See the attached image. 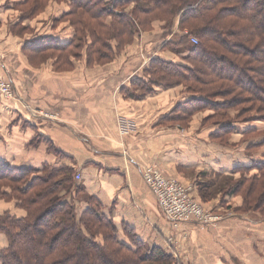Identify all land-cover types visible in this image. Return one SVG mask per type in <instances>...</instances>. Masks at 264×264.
<instances>
[{
	"label": "crops",
	"instance_id": "0c3cea01",
	"mask_svg": "<svg viewBox=\"0 0 264 264\" xmlns=\"http://www.w3.org/2000/svg\"><path fill=\"white\" fill-rule=\"evenodd\" d=\"M21 1L0 0V21L8 23L6 13ZM174 29L178 32L177 22ZM0 30L8 36L4 26ZM162 35L163 30L144 32L113 63L93 69L76 67L61 74L53 72L50 64L43 69L31 67L24 59L23 47L43 37L69 43L74 36L70 26L51 27L20 41L2 35L11 54L0 45V53L8 57L3 70L0 62V78L14 81L16 98L0 104V160L19 169L70 167L75 184L99 199L123 241L127 240V225L140 240L172 252L183 264H264V218L255 212H238L241 196L214 189L228 178H241L242 168L264 162V147L247 150L259 139L243 141L246 128H264V123L234 124L238 130L226 146L212 140L217 125L200 126L207 114H198L189 129L164 124V119L188 99L183 87H154L155 94L128 97L143 95L132 81L144 78L152 59L181 61L180 56L163 48L171 36L163 39ZM11 55L20 63L10 60ZM121 121L134 125L128 136L121 134ZM149 164L191 186L192 196L221 214L223 220L208 227L185 223L174 228L144 182L143 167ZM76 174L82 181L75 180ZM207 185L212 186L206 189ZM207 191L216 195L208 196ZM5 213L18 218L26 215L15 202L0 201V216ZM8 245L7 236L0 232V253Z\"/></svg>",
	"mask_w": 264,
	"mask_h": 264
},
{
	"label": "trees",
	"instance_id": "16d2710c",
	"mask_svg": "<svg viewBox=\"0 0 264 264\" xmlns=\"http://www.w3.org/2000/svg\"><path fill=\"white\" fill-rule=\"evenodd\" d=\"M67 1L68 11L55 23L69 20L75 29L73 38L61 43L43 37L26 44L23 52L31 53L32 59L54 61L59 72L72 70L73 61L83 59L89 66H103L116 58L115 44L121 52L159 21L165 24L164 38L171 36L163 48L183 62L152 59L144 78L132 81L143 95L128 97L141 98L155 94L156 88L182 86L188 99L164 124L185 128L184 123L195 115L211 111L203 123L217 125L212 140L226 146L238 130L234 124L264 123V0ZM29 2L15 3L13 8ZM38 5L34 8L37 13L41 10ZM26 14L13 25L17 36L29 33L21 23L35 15ZM176 22L178 32H174ZM191 37L198 43L193 44ZM243 135L244 142L259 139L247 146L248 152L264 147V128L249 126ZM240 172L238 180L228 178L213 185L214 189L241 196L238 212H255L264 218V162ZM73 176L74 170L67 166L19 169L0 161V199L14 201L26 213L22 218L10 213L0 216V232L9 242L0 253L2 264H183L172 252L140 240L127 225V240L123 241L99 199L75 184ZM213 194L216 192L207 191L208 196Z\"/></svg>",
	"mask_w": 264,
	"mask_h": 264
},
{
	"label": "built area",
	"instance_id": "2783aa9c",
	"mask_svg": "<svg viewBox=\"0 0 264 264\" xmlns=\"http://www.w3.org/2000/svg\"><path fill=\"white\" fill-rule=\"evenodd\" d=\"M191 42L197 44V38L192 37ZM16 92L12 83L0 78V104L14 100ZM134 129L132 123L121 121V134L129 135ZM142 176L144 182L157 200L165 219L178 228L185 223H196L202 227L214 226L223 220L221 214L207 209L202 203L192 196L193 188L184 186L179 181L169 178L162 168L156 164L143 167ZM77 182L82 181L80 174L75 175Z\"/></svg>",
	"mask_w": 264,
	"mask_h": 264
},
{
	"label": "rangeland",
	"instance_id": "374dc122",
	"mask_svg": "<svg viewBox=\"0 0 264 264\" xmlns=\"http://www.w3.org/2000/svg\"><path fill=\"white\" fill-rule=\"evenodd\" d=\"M43 1L38 2L36 0H30V2L25 7H23V8H21V7L18 8L17 7L13 11L11 10V11H8L6 13L5 19L8 21V23H5V22L3 23L2 21H0V27H3L4 26V28L6 30V33L8 35V36L5 35V31L4 30H0V39L3 40L2 42H0V45L2 44L4 46V48L1 47V50L2 51H5V52H8L9 54H11V52L8 51V50H10V44H5V45L3 44V43H5V40H4V38H2V35H4L6 37V39H10V37H13L14 39H17V40L20 41V39L34 37V36H36V34L38 35V31L40 33H42V32H44L45 29H49L51 27H53L54 29H56V28H60V27H63L64 28V27H69L70 26L75 31V29H74V27H72L71 23L68 22L69 20L68 21H63V22H60V23H57V24L55 23V21H56V18H55L56 16L55 15L62 13L63 10L67 6L69 7V4H68L67 0H43ZM38 3H41V4H39L41 6V8H40L41 10H40V12L37 13L36 11H34V8H35V6L38 5ZM132 9H133V6H131L129 8V11H131ZM26 13H31L32 15H35V16H32L31 19H29V20H26L25 19V21H23L21 23V26L22 27H27L28 28L26 31L29 30V33H27V35H24V37H20V36H17L16 34H14V32H12V28H13V25H14L15 22L18 23L19 20H22L24 18V15H27ZM156 22L157 23L154 22L156 24V26L152 28V31L155 32V33H159L161 30L164 31L163 27H164L165 24L162 23V22H159V21H156ZM13 31H15V32L18 33L17 29H13ZM31 31L34 32V34H31L30 33ZM162 36H163V39H165L164 38V35H162ZM157 37H159V36H157ZM138 38H136L134 40V42L136 40L138 41L139 40ZM174 39H175V37H174ZM11 41H13V40H11ZM14 41H16V40H14ZM87 42L85 41L84 43L87 44ZM86 44H85V46H86ZM128 46H130V45H128ZM128 46L126 48H124L121 52H118V50L116 48V44H115L114 48H115V52H116V55H117L116 58L112 62H109L108 64H105L103 66H106V65H109V64L113 63L120 55H122L126 51V49L128 48ZM84 48H86V47H84ZM12 53H14V52H12ZM0 55H2V54L0 53ZM23 55H24V59L26 58V61L28 62V64L31 67L35 68V69H43V68H46L45 65L50 64L49 67H51V69H52L53 72L58 73V74L65 73V72H59V71H57V69L54 67V61L48 60L47 62L41 63V62L37 61V59H32V54L31 53L23 52ZM0 57H3L2 60H0V62H1V70H3L5 68V62L8 61V57L7 56L5 57L3 55L0 56ZM9 58L13 62L18 61L20 63L19 60L15 59V56H12L11 55V56H9ZM12 61H9L10 62V65L9 66H11V62ZM177 61L178 62L180 61L179 58L177 59ZM181 61H182V59H181ZM73 64H74V68L72 70H70V71H67V72L74 71V70H76V67H83V66L86 67V68H88V69H93V68H96V67H103V66L95 65V64L92 65V66H89V64L86 61V59L78 60V61H73ZM78 73H82L83 74L82 70H80ZM2 78L4 80L9 81L10 83H12L13 90L16 92V88H15L14 81L11 78H7V77H2ZM177 87H179V86H177ZM183 89H184V87H183ZM202 113L203 114H207L208 116L211 114V112H208V111L202 112ZM235 114L236 113L234 112L233 115L236 118V115ZM197 115H195L192 118L191 122L184 123V125L186 124V127L185 128H188L189 129V128H192L194 126L192 124H193V121H194V119H195V117ZM168 125L171 126L173 124L172 123H168ZM209 125L210 126L213 125L212 122H210V123H201L200 124V126H209ZM0 161H4V160H0ZM181 184L184 185V186H186L184 183H181ZM0 201H5V200L0 199ZM5 202H7V201H5ZM11 202H14V201H9L8 203H11Z\"/></svg>",
	"mask_w": 264,
	"mask_h": 264
}]
</instances>
